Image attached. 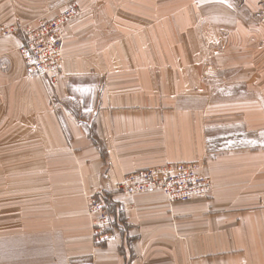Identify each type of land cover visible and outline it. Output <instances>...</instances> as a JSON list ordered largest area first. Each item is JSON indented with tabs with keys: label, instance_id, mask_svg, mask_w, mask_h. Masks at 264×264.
<instances>
[{
	"label": "crops",
	"instance_id": "0c3cea01",
	"mask_svg": "<svg viewBox=\"0 0 264 264\" xmlns=\"http://www.w3.org/2000/svg\"><path fill=\"white\" fill-rule=\"evenodd\" d=\"M69 1L0 0V21L58 14ZM75 2L80 12L66 27L53 88L47 77L27 74L18 38L0 39V126L25 127L22 142L42 145L24 150L10 141V158L25 160L27 170L45 161L41 209L24 207L35 181L17 175L32 172L12 170V190L0 184V213L11 199L0 264H264V150L257 147L207 164L219 179L207 200L169 205L160 192L116 194L124 226L103 246H94L83 216L88 195L115 192L129 173L211 160L204 119L219 69L252 81L251 100L231 113L250 131L264 126L257 98H264V0ZM80 79L100 82L85 108L91 134L69 105Z\"/></svg>",
	"mask_w": 264,
	"mask_h": 264
},
{
	"label": "rangeland",
	"instance_id": "374dc122",
	"mask_svg": "<svg viewBox=\"0 0 264 264\" xmlns=\"http://www.w3.org/2000/svg\"><path fill=\"white\" fill-rule=\"evenodd\" d=\"M67 11H68L67 14H70L67 20H65L64 22L58 20L62 33L61 44L63 47L66 27L73 19H75V17L80 12V9L77 3L75 2V0L67 2L66 7L58 14L52 15L53 12L50 11L48 15L42 14L29 21H20L19 18H12V20L10 21L8 20L0 21V29L13 27L14 25L15 27H17L25 24L31 25L32 27H36L37 26L36 23L40 21L57 20L56 18L61 17ZM8 37H15L18 38L19 41H21V38L18 36L16 37L13 33L0 38H2L1 40H3ZM62 47H61V66L64 60ZM18 56L23 61L25 70L28 75L38 78H44L41 76L33 75L34 73L33 74L28 73L27 66L25 65L23 57H21L20 52H18ZM61 66L57 76V80L52 81L49 77H47V79H49L48 81H46L48 85L45 83L47 87L53 88L57 85L61 76ZM234 72H235L234 70L225 71L219 69L214 74L213 78L209 80L211 87L213 89L212 90L213 93L210 97H208L209 108L205 112L204 123H205L206 135L208 136V158H210L211 160L210 161L206 160L203 163L200 162H194V163L197 164L198 172L200 173V175L207 178L211 182V192L207 197H193L188 201L194 199L207 200L211 197L213 192V179L215 178L218 179V174L217 172L213 174L208 172L206 173L204 171V168H206L207 164H213L210 162L216 160L218 158V155H220L223 152H230L232 150L235 151L241 149L257 150L258 148L259 151L264 150V126L258 127V129L255 131H250L247 129V125L244 122V119L240 115H235L231 113V109L232 107L235 106L236 103L240 102L241 100H243L244 102L247 101L249 102L251 100V97L249 95L250 92L247 90L249 84L246 83H251L252 81L248 80L245 82L234 79V75H233ZM260 80L261 79H259V81ZM99 87H100V82L98 79H94L92 81L89 79L87 80L80 79L78 80V82H74V88L72 89L73 95L69 103L70 108L76 111L75 112L76 118L85 121L84 125L88 134H91L93 131L91 124V116H90L92 114V111L91 110L87 111L85 108L88 105H90L92 94H94L93 92H95L97 90L96 88ZM79 98L85 99L84 102L85 107L83 109L78 105ZM257 98L260 106L264 107L263 96L260 95L257 96ZM93 99H94V95H93ZM50 101H51V97H50ZM51 103L53 104V101H51ZM243 113L244 112H242L241 114ZM261 115L262 112L260 111L259 120L260 123H264V119L261 118ZM27 131L28 129L25 127L0 126V155L2 156L0 158V168H3L1 171L2 175L0 176V184L2 183L5 189H9V187L10 189L12 188L13 185L11 184L12 175L10 174L12 170L14 171L18 170L19 172H25V173L32 172L33 176L30 173H28V175H24L22 173L17 175L20 181H24L27 179H34L35 181L34 186H36V189L34 190V193L27 194L34 197L30 198L31 201L28 203V205L27 202H25L24 207L35 206L41 209L42 206L44 205L41 204L40 202V199L42 198L41 185L43 184L41 171L44 168L45 161L42 158L36 159L34 161V165L32 167H29L28 169L31 171H28L25 160L22 161L21 159L12 160L10 158V148H11L10 141L14 142V145L17 147V149L27 150V146L29 145L31 147L36 146V149L40 148L41 150L42 145L33 143V139L32 141L30 139L29 143H27L26 141V144L22 142L23 139L28 134ZM33 135H35L36 137V134L34 133L30 136L32 137ZM25 140H27V138H25ZM55 146L56 145H52V151L54 149L57 151V147L55 148ZM98 146L101 149V145L98 144ZM127 175H125L122 178V180L117 184L115 192H111L109 190H99L97 192L91 193L85 199V208L83 210V216L87 220L88 226L90 227V232L92 234V242L94 246L99 247L111 242L114 239V232L117 231L118 229H122V227L124 226L121 211L116 210L113 206V198L116 194H124V195L151 194V193H138V194L124 193L121 186L119 189V185L120 183H123V180L126 178ZM161 194L163 193L161 192ZM163 196L167 199L169 205H173L174 203H179V202H170L165 194H163ZM10 197L11 196H9V199ZM36 198L38 199L37 201ZM6 203L8 205L7 206L8 208L4 206V208L1 210L0 213V236L1 234L8 235L10 233L11 199ZM101 204H104V211H105L104 214H106L108 218H106V216L102 213L100 209ZM121 232L123 233V231Z\"/></svg>",
	"mask_w": 264,
	"mask_h": 264
},
{
	"label": "built area",
	"instance_id": "2783aa9c",
	"mask_svg": "<svg viewBox=\"0 0 264 264\" xmlns=\"http://www.w3.org/2000/svg\"><path fill=\"white\" fill-rule=\"evenodd\" d=\"M68 11L57 20L40 21L36 27L25 24L0 29V37L13 33L20 37L19 52L28 73L57 80L61 66L62 33L58 20L65 21ZM63 17V18H62ZM120 186L124 193L162 192L170 202H184L193 197H207L211 182L200 175L194 162L166 163L126 176ZM104 214V204L100 205ZM107 217L106 214H104Z\"/></svg>",
	"mask_w": 264,
	"mask_h": 264
},
{
	"label": "bare ground",
	"instance_id": "6f19581e",
	"mask_svg": "<svg viewBox=\"0 0 264 264\" xmlns=\"http://www.w3.org/2000/svg\"><path fill=\"white\" fill-rule=\"evenodd\" d=\"M0 39H2V38H0Z\"/></svg>",
	"mask_w": 264,
	"mask_h": 264
}]
</instances>
